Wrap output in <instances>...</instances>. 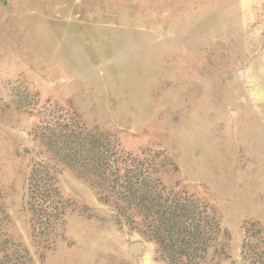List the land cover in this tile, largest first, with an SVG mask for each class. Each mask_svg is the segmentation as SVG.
I'll list each match as a JSON object with an SVG mask.
<instances>
[{
	"label": "rangeland",
	"instance_id": "rangeland-1",
	"mask_svg": "<svg viewBox=\"0 0 264 264\" xmlns=\"http://www.w3.org/2000/svg\"><path fill=\"white\" fill-rule=\"evenodd\" d=\"M0 260L264 264V0H0Z\"/></svg>",
	"mask_w": 264,
	"mask_h": 264
},
{
	"label": "trees",
	"instance_id": "trees-1",
	"mask_svg": "<svg viewBox=\"0 0 264 264\" xmlns=\"http://www.w3.org/2000/svg\"><path fill=\"white\" fill-rule=\"evenodd\" d=\"M0 264H6L3 260H0Z\"/></svg>",
	"mask_w": 264,
	"mask_h": 264
}]
</instances>
